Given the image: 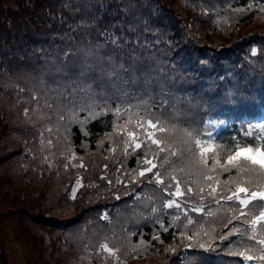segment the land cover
<instances>
[{"label": "trees", "instance_id": "16d2710c", "mask_svg": "<svg viewBox=\"0 0 264 264\" xmlns=\"http://www.w3.org/2000/svg\"><path fill=\"white\" fill-rule=\"evenodd\" d=\"M139 121L163 152L134 147ZM259 123L264 0H0V264L7 218L28 264H264V168L226 164Z\"/></svg>", "mask_w": 264, "mask_h": 264}, {"label": "snow or ice", "instance_id": "6c2138e0", "mask_svg": "<svg viewBox=\"0 0 264 264\" xmlns=\"http://www.w3.org/2000/svg\"><path fill=\"white\" fill-rule=\"evenodd\" d=\"M86 55H91V53H87ZM123 71H127L126 69H124L123 65L119 66V69L117 70V72H108L105 75L108 77L110 86L117 90V91H121L122 87L124 84L127 83L126 80L123 79L122 76H120L118 73L119 72H123ZM148 81H145V84H147ZM124 95H127V93H124ZM117 112H120L121 110L119 108L116 109ZM124 111H128V109H124ZM140 125H141V132L143 133V135L145 136L144 141H137V134L136 132H128V136L131 138L133 145L136 149H140L142 147H147L148 143L150 142L151 145H155L157 148H159V150L161 152H163L165 150L164 147H161L162 143H164L165 141L163 139H157L155 137V134L153 131H148L147 129H144L143 127V121H139ZM147 125H148V129H158L160 133H164L165 132V128L164 127H159L157 123H154L152 119H147ZM252 128H259V129H264V123H259L256 125H252ZM208 136H211V133L207 134ZM252 132L245 130V136H251ZM183 136L187 138V140H190L192 142H194V144L196 146H200L202 144L201 139L197 138L196 136L193 135V132L191 131H184L183 132ZM186 143V141H184ZM208 143L210 142H204L205 146L203 148H201V156H203L204 153L208 152V153H212L213 155H215L213 149L211 147H208ZM231 144L235 145L234 151L231 152V154H229L227 156V160H226V164L227 165H231V166H235L238 162L240 161H246L249 162L251 165L254 166H259L260 168H264V145H254L251 142L247 143V144H242L238 141H232ZM125 146L126 148L129 146L128 145V141H125ZM218 148H220L221 151H223V148L221 146H217ZM174 154V153H173ZM144 164L149 165V167H145L142 170L139 171L138 176L139 177H145L146 174L151 173L152 177L156 178V182L163 184L164 181L162 179H160V172H153V169H155L157 167V165L155 163H153L152 159H148L147 156L145 157V160L143 161ZM205 163H207L205 161ZM215 163H219V161H215ZM205 176L208 180H212L211 176H208L205 173ZM149 179H151V177H149ZM133 182L135 181V177H132ZM120 182V181H118ZM77 185L78 186H82L80 185V182L77 181ZM210 187V191H209V195H212L213 193L216 192V189L209 186ZM76 188H73L72 190V198L75 199L76 197ZM199 191L201 193L204 192L203 188H200ZM187 193H191L192 192V188L188 187L186 189ZM246 189L243 187L238 188L235 192L232 193V195H229L226 197L227 200H232V199H238L239 203L242 205H247L249 203L248 200H244V199H240L239 194L240 193H245ZM170 195H175L177 197L183 196L186 193L182 192L180 190L179 187V183L176 186V190L175 193H169ZM257 197H259L260 200H264V192H252L251 193V198L254 200ZM118 198V197H117ZM174 201H169V203L166 205L167 207L171 208L173 207ZM177 207H179L180 205L177 204ZM192 211L194 212H199L201 211V209L199 208H193ZM264 220V213H261L259 216L256 217L255 220H253V224L258 223L259 221ZM189 224L192 223L191 220L188 221ZM228 224H231V221H228ZM228 225L226 224L225 227H227ZM199 233H197L198 235ZM207 234V233H205ZM233 231L229 230L227 233H225L221 238L222 239H227L228 236L233 235ZM189 240L192 239L191 236L187 237ZM158 239V237H157ZM260 243L264 244V240L260 241ZM201 248L205 247V245L203 243H201L199 245ZM103 247L109 252V254L114 255V253H112V250L110 248H108V246L105 244L103 245ZM241 256H244V253H240ZM245 259L247 260H251L252 257L251 256H244ZM261 259H264V257H261Z\"/></svg>", "mask_w": 264, "mask_h": 264}, {"label": "rangeland", "instance_id": "374dc122", "mask_svg": "<svg viewBox=\"0 0 264 264\" xmlns=\"http://www.w3.org/2000/svg\"><path fill=\"white\" fill-rule=\"evenodd\" d=\"M13 0H11L12 2ZM56 189V188H55ZM1 208V204H0ZM264 212V211H263ZM15 219L7 218L9 230L5 240L7 255L10 264H28L26 257V248L15 238L16 224ZM15 232V233H14Z\"/></svg>", "mask_w": 264, "mask_h": 264}]
</instances>
